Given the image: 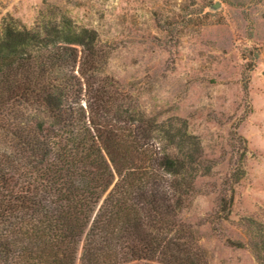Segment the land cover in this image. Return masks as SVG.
Segmentation results:
<instances>
[{"label":"trees","instance_id":"16d2710c","mask_svg":"<svg viewBox=\"0 0 264 264\" xmlns=\"http://www.w3.org/2000/svg\"><path fill=\"white\" fill-rule=\"evenodd\" d=\"M106 64L66 16L2 20L0 264H210L184 219L213 171L200 138L148 116ZM247 225L261 259L264 225Z\"/></svg>","mask_w":264,"mask_h":264},{"label":"rangeland","instance_id":"374dc122","mask_svg":"<svg viewBox=\"0 0 264 264\" xmlns=\"http://www.w3.org/2000/svg\"><path fill=\"white\" fill-rule=\"evenodd\" d=\"M62 16L97 32L104 72L148 116L184 119L200 138L213 171L184 219L210 264H264L247 225H264V0H0V24Z\"/></svg>","mask_w":264,"mask_h":264},{"label":"water","instance_id":"95a60500","mask_svg":"<svg viewBox=\"0 0 264 264\" xmlns=\"http://www.w3.org/2000/svg\"><path fill=\"white\" fill-rule=\"evenodd\" d=\"M219 6L216 4L213 6V9H217Z\"/></svg>","mask_w":264,"mask_h":264}]
</instances>
